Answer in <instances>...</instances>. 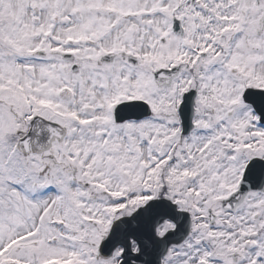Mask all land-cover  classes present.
<instances>
[{
  "label": "snow or ice",
  "instance_id": "6c2138e0",
  "mask_svg": "<svg viewBox=\"0 0 264 264\" xmlns=\"http://www.w3.org/2000/svg\"><path fill=\"white\" fill-rule=\"evenodd\" d=\"M0 264H264V0H0Z\"/></svg>",
  "mask_w": 264,
  "mask_h": 264
}]
</instances>
